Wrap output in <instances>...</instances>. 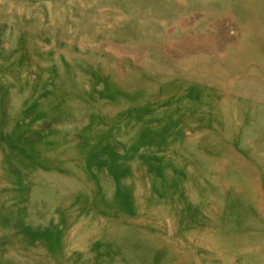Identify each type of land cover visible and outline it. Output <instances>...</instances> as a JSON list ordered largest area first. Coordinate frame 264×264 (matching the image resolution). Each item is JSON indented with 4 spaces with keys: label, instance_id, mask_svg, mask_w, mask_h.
<instances>
[{
    "label": "rangeland",
    "instance_id": "obj_1",
    "mask_svg": "<svg viewBox=\"0 0 264 264\" xmlns=\"http://www.w3.org/2000/svg\"><path fill=\"white\" fill-rule=\"evenodd\" d=\"M0 264H264V0H0Z\"/></svg>",
    "mask_w": 264,
    "mask_h": 264
}]
</instances>
